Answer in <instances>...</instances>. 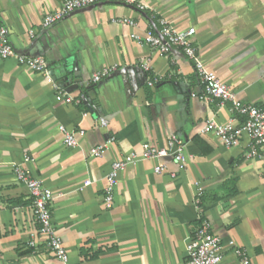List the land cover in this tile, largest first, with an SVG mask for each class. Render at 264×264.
Here are the masks:
<instances>
[{
	"label": "crops",
	"instance_id": "1",
	"mask_svg": "<svg viewBox=\"0 0 264 264\" xmlns=\"http://www.w3.org/2000/svg\"><path fill=\"white\" fill-rule=\"evenodd\" d=\"M137 1L147 12L102 4L44 31L43 18L59 9V0H0V25L12 46L44 58L58 80L73 76L64 89L80 100L66 104L41 75L0 60V264H63L41 235L30 245L39 227L13 165L54 193L53 225L68 264H185L201 218L223 245L234 241L251 264H264V153L248 158L246 141L228 149L211 135H199L208 120L226 123L230 105L199 99L195 68L179 50L161 56L134 39L145 36L151 16L164 18L177 32L194 27L206 68L243 103L264 107V0ZM123 19H134L136 26ZM107 68L112 74L92 84L91 77ZM154 77L160 83L149 88L147 79ZM60 127L77 133L76 147H65ZM171 135L185 144L184 168L170 158L141 157L145 144L162 148ZM112 137L101 157L91 156ZM133 153L138 158L120 174L107 210L111 165ZM158 164L167 171L155 174ZM85 181L91 184L85 187ZM221 264L239 259L227 247Z\"/></svg>",
	"mask_w": 264,
	"mask_h": 264
},
{
	"label": "built area",
	"instance_id": "2",
	"mask_svg": "<svg viewBox=\"0 0 264 264\" xmlns=\"http://www.w3.org/2000/svg\"><path fill=\"white\" fill-rule=\"evenodd\" d=\"M58 10L48 13L44 16L41 28L46 31L64 21L73 13L91 9L102 4H125L136 8V11L144 14L147 7L137 0H59ZM151 23L143 38L134 36L138 43L148 46L151 50L161 56L169 55L174 49L179 50L187 59H189L196 72V76L202 87V93L199 99L207 104L218 103L221 106L230 105L231 117L226 123H218L211 119L199 130V135H211L218 139L220 143L228 148L240 147L244 141L248 143V158L259 157L264 153V107L252 104H245L237 98L233 89L223 83L213 72L209 71L203 59L199 54V49L194 41L196 30L194 27L184 32H177L167 20L157 16H151ZM120 23L136 26L134 19H123ZM30 36H34V31H30ZM0 60H14L19 66H23L30 71L41 75L58 96L64 99L66 104H80L70 94H67L64 85L67 81L56 79L50 72V66L42 57H27L20 54L10 43L8 31L0 25ZM145 73L149 71L147 64L142 66ZM113 68H107L101 72L95 73L91 77V83L100 84L107 79L113 72ZM160 78H148L147 86L155 88L160 83ZM102 127H107L108 122L105 119L100 120ZM63 136V143L67 148L77 146V133L60 127ZM84 132L80 131L79 135ZM111 138L106 144L93 148L90 152L92 157H101L109 144L114 142ZM141 157L144 160H161L170 158L178 168H184L187 165L188 157L185 152V144L177 137L171 135L164 147H158L152 144H145ZM138 158L137 153H133L115 161L111 165L107 177V186L104 190V205L107 210L113 208L115 190L119 184L120 174L130 164H133ZM12 171L15 180L28 189L29 195L33 201V215L35 223L38 225V231L33 234L30 245L35 247L37 235H41L46 240L48 250L56 259L63 264L69 263L68 253L63 245V241L57 233L52 219L51 206L54 200V193L48 189L43 182L35 177L30 171L19 165H13ZM167 171L164 164H158L154 168V173L159 175ZM174 177V174H172ZM91 181H85L87 187ZM202 193L198 195L197 204L202 205ZM232 250L233 255L239 259V264H251L247 252L238 246L234 241L226 245L222 244L221 238L213 231L211 224L200 219V224L195 229L192 237L187 244V261L185 264H221L224 259L226 248Z\"/></svg>",
	"mask_w": 264,
	"mask_h": 264
},
{
	"label": "water",
	"instance_id": "3",
	"mask_svg": "<svg viewBox=\"0 0 264 264\" xmlns=\"http://www.w3.org/2000/svg\"><path fill=\"white\" fill-rule=\"evenodd\" d=\"M143 73V72H142ZM53 75V73H52ZM54 76V75H53ZM73 76H70L69 78L63 79L64 81H68V83H72Z\"/></svg>",
	"mask_w": 264,
	"mask_h": 264
},
{
	"label": "trees",
	"instance_id": "4",
	"mask_svg": "<svg viewBox=\"0 0 264 264\" xmlns=\"http://www.w3.org/2000/svg\"><path fill=\"white\" fill-rule=\"evenodd\" d=\"M230 183H234V181H231ZM201 201H203V198H201ZM202 206V205H201ZM94 257V256H93Z\"/></svg>",
	"mask_w": 264,
	"mask_h": 264
}]
</instances>
